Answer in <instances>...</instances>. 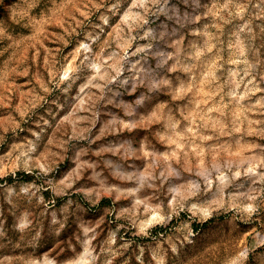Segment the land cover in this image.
<instances>
[{"label":"rangeland","instance_id":"1","mask_svg":"<svg viewBox=\"0 0 264 264\" xmlns=\"http://www.w3.org/2000/svg\"><path fill=\"white\" fill-rule=\"evenodd\" d=\"M243 250L264 264V0H0V264Z\"/></svg>","mask_w":264,"mask_h":264},{"label":"clouds","instance_id":"2","mask_svg":"<svg viewBox=\"0 0 264 264\" xmlns=\"http://www.w3.org/2000/svg\"><path fill=\"white\" fill-rule=\"evenodd\" d=\"M210 216V214H208ZM238 259L234 258V264H246V261L248 259V251L243 250L240 251L238 254ZM49 264H55V261H49Z\"/></svg>","mask_w":264,"mask_h":264},{"label":"trees","instance_id":"3","mask_svg":"<svg viewBox=\"0 0 264 264\" xmlns=\"http://www.w3.org/2000/svg\"><path fill=\"white\" fill-rule=\"evenodd\" d=\"M208 222H209V221H205V222H203L202 224H196V223H194L193 226H194V228H197V227H199V226H200V227H201V226H206V225L208 224Z\"/></svg>","mask_w":264,"mask_h":264}]
</instances>
